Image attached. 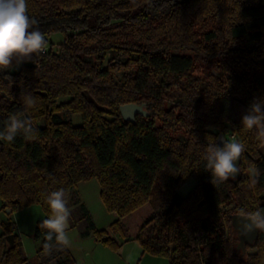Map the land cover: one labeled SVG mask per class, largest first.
<instances>
[{"label": "trees", "instance_id": "trees-1", "mask_svg": "<svg viewBox=\"0 0 264 264\" xmlns=\"http://www.w3.org/2000/svg\"><path fill=\"white\" fill-rule=\"evenodd\" d=\"M27 4L47 47L0 69V130L13 114L36 129L34 139L0 141L4 207L38 203L46 219L49 193L64 189L70 200L75 185L95 178L117 219L98 229L82 204V235L117 250L119 234L169 264H264V231L245 246L254 251H240L231 223L232 215L264 209V142L241 123L253 100H264V0ZM196 61L203 73L194 72ZM26 93L35 107L25 106ZM129 103L147 115L124 119L120 107ZM228 129L245 144L241 173L212 183L204 157L210 145L223 146L219 136L228 140ZM253 167L260 173L254 186ZM190 178L195 184L182 195ZM41 221L33 233L41 241L37 264H77L67 247L44 249ZM2 228L0 264H32L15 224Z\"/></svg>", "mask_w": 264, "mask_h": 264}, {"label": "clouds", "instance_id": "clouds-1", "mask_svg": "<svg viewBox=\"0 0 264 264\" xmlns=\"http://www.w3.org/2000/svg\"><path fill=\"white\" fill-rule=\"evenodd\" d=\"M38 22L28 15L27 0H0V69H8L15 60L18 64L29 61L34 54L46 50L45 35L35 27ZM26 107L36 105V98L31 93L23 97ZM241 123L248 130L255 129L257 138L264 142V100L254 99ZM36 129L30 119L21 118L17 114L11 115L3 130H0V141L13 142L18 134L27 139L35 138ZM223 146L216 143L207 148L205 154L206 170L211 173L212 183L235 180L240 174L237 161L245 151V144L232 137L223 140ZM259 170L249 169L251 185L258 183ZM69 194L59 189L46 196L45 203L49 208V215L40 222L45 230L43 247L49 254L57 247L66 248L71 245L69 227L72 209L69 207ZM245 227L242 235L249 236L252 232L264 231V209L243 214Z\"/></svg>", "mask_w": 264, "mask_h": 264}, {"label": "rangeland", "instance_id": "rangeland-1", "mask_svg": "<svg viewBox=\"0 0 264 264\" xmlns=\"http://www.w3.org/2000/svg\"><path fill=\"white\" fill-rule=\"evenodd\" d=\"M60 36L61 34H58L56 35V37L54 36V38ZM53 49L57 52L60 50L58 45H53ZM205 68H206L205 64L196 61L194 66V72L196 74L203 73ZM120 76L121 73H115L114 78L116 80H119ZM79 122H80L79 116H74V123L79 124ZM226 135H227L226 138L228 140H231L232 137H234L233 134H231L230 129L227 130ZM261 153L264 154V146H262L261 148ZM194 184L195 181L192 178L188 179L181 186L179 192L182 195H185L193 187ZM97 187H99V183L95 178L78 183L70 196V201L72 202L74 200H77V196L78 197L80 196L89 203L92 219H94L99 224H107V223L111 224L113 221L117 219V215L115 212L106 210L105 206H102L103 208H101V205H103L102 201L98 200V198L96 199L95 197V195L97 196V193L99 191V188ZM44 217H45V213L41 205H39L38 203H32L31 205L23 209L10 212L9 209L4 207V202L0 199V235L3 233V228H2L3 223H8V222L14 223L16 227V232L18 233L22 244L24 254L28 258V260H33L37 258L36 252L41 241L35 239L33 237V233L38 222L41 221ZM80 224H81L80 227L82 226L84 227L86 221L83 219L81 220ZM78 235H79V230L77 228L71 229V231H69L70 240L71 241L74 240L73 242L76 241L75 239L77 238ZM252 251L254 250H250L249 252Z\"/></svg>", "mask_w": 264, "mask_h": 264}, {"label": "crops", "instance_id": "crops-1", "mask_svg": "<svg viewBox=\"0 0 264 264\" xmlns=\"http://www.w3.org/2000/svg\"><path fill=\"white\" fill-rule=\"evenodd\" d=\"M75 188L76 185L73 190ZM97 188H99V191L97 190L98 193L95 197L101 200L99 196L100 187ZM82 204L86 207L92 218L89 203L86 200L80 196H77V200L72 202L69 200V207L72 209L69 231L77 228L79 230V235L75 239L76 241H71V245L67 248H69L77 264H169L168 259L165 257L145 253L138 241L132 240L123 242V238L119 234H113V237L121 243L117 250L105 246L91 233L82 235L81 233L85 228V226L80 227ZM102 206L104 205H101V208H103ZM92 220L98 229H107L110 225V223L99 224L94 219ZM29 261L32 264H37L39 262L37 258Z\"/></svg>", "mask_w": 264, "mask_h": 264}, {"label": "water", "instance_id": "water-1", "mask_svg": "<svg viewBox=\"0 0 264 264\" xmlns=\"http://www.w3.org/2000/svg\"><path fill=\"white\" fill-rule=\"evenodd\" d=\"M120 112L121 115L124 119L130 120V121H134L135 116L137 114H142V115H147V112L144 110L142 105H138L135 103H129V104H125L122 105L120 107ZM225 140V138L223 137V135L219 136V144H222V141ZM240 162H241V158L239 161H237V166H240ZM240 168V167H239ZM241 173V171H240ZM240 176V174L237 175L236 178H238ZM231 223H232V227L234 232L237 234V237L241 243V246H243L244 243H251L253 242L257 237L259 232H252L249 236L245 237L244 235H242L243 231H244V227H245V219L243 218V214H236V215H232L231 216ZM6 241L9 244L13 243V235H8L5 237Z\"/></svg>", "mask_w": 264, "mask_h": 264}, {"label": "flooded vegetation", "instance_id": "flooded-vegetation-1", "mask_svg": "<svg viewBox=\"0 0 264 264\" xmlns=\"http://www.w3.org/2000/svg\"><path fill=\"white\" fill-rule=\"evenodd\" d=\"M236 236H237V234H236ZM235 243H236V249H237V250L245 251V249H246L247 252H249L250 250H252V248H245V246H246L247 244H249V243H244L243 246H241V243H240L238 237H237V241H235ZM251 243H252V242H251Z\"/></svg>", "mask_w": 264, "mask_h": 264}, {"label": "built area", "instance_id": "built-area-1", "mask_svg": "<svg viewBox=\"0 0 264 264\" xmlns=\"http://www.w3.org/2000/svg\"><path fill=\"white\" fill-rule=\"evenodd\" d=\"M234 136V135H233Z\"/></svg>", "mask_w": 264, "mask_h": 264}]
</instances>
